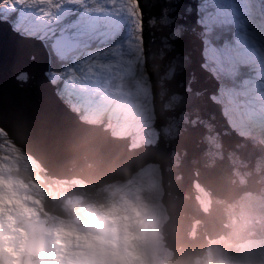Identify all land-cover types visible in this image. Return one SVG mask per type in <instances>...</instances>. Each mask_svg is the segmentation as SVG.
<instances>
[{
	"label": "water",
	"instance_id": "obj_1",
	"mask_svg": "<svg viewBox=\"0 0 264 264\" xmlns=\"http://www.w3.org/2000/svg\"><path fill=\"white\" fill-rule=\"evenodd\" d=\"M257 3L264 20V0ZM198 4L141 0L143 71L158 136L155 144L133 149L130 139L114 138L67 105L47 76L50 48L0 18V130L44 178L76 180L96 192L156 166L168 217L159 230L172 253L167 264H202L209 242L221 237L233 246L264 238V150L236 139L221 118L212 98L216 82L200 67ZM194 183L209 192L207 213L195 199ZM46 229L24 227L27 252L38 254Z\"/></svg>",
	"mask_w": 264,
	"mask_h": 264
},
{
	"label": "rangeland",
	"instance_id": "obj_2",
	"mask_svg": "<svg viewBox=\"0 0 264 264\" xmlns=\"http://www.w3.org/2000/svg\"><path fill=\"white\" fill-rule=\"evenodd\" d=\"M243 2L246 8L239 10L241 20L246 27L251 25L252 29V32L247 30L249 35L246 42L249 45L253 44V50L259 48L260 52L264 53V51L262 52L264 46L256 40L260 39L264 42V20L260 14L259 5L256 0H243ZM44 7L52 12L50 17L41 18L36 8H30L27 5L21 4H16L14 9L7 6L6 8L9 10L4 11L3 14L7 16L11 12H13V14L17 13V20L19 17H22L23 25L28 28L44 26L48 29H56L59 31L61 27L80 23L76 16H66L65 14L66 10L76 9L80 12L77 16L81 14L82 16L79 15V17H86V19L80 23L84 28L86 27L85 29L95 28L100 30H111L114 29L115 26H122L121 33L123 37L120 38V40L122 41L123 38L128 35L130 25L127 21L129 18L126 14H121L119 16L111 14L113 9L109 6L108 0H96L95 3L93 0H87L86 3L81 5L69 4L67 0H52L51 3L45 4ZM99 9H106V11H100ZM19 10L23 12L18 13ZM101 15L106 18L109 16L106 26L104 27H99ZM17 20L15 22H17ZM20 34L22 36L25 35L22 32H20ZM33 37L43 44H46L42 39L36 38L35 36ZM123 51V56L113 57L116 66L105 76H100L98 74L90 75L86 71V64H81L77 67L72 65L71 61L61 66L58 75H53L50 70L47 72V76L53 83L61 79L60 81H63L68 86H81V88L87 91H92L97 87L101 88L100 91L110 90V86L108 84L105 85L107 83L106 81H109L112 83L111 91L105 92H107L111 98L119 99L121 104L119 109L121 108L126 111L127 115L129 114V118V109L132 111V118H130V121L123 122L124 127L118 131L124 130L123 133H125V130L128 129L129 132H134L130 137L131 148L133 146L140 147L143 143L155 144L158 134L153 129L155 117L151 105L150 87L143 71L142 50L139 47L130 48L127 46V43H125ZM82 78L86 80L83 81ZM92 81L95 82L94 85L89 84V82ZM246 81L248 80L245 79V82ZM114 85L117 86L116 90L114 89ZM219 95H221V97L223 96L222 98H225L229 105L232 103L235 104L234 107L230 105L229 109H234L242 113V103H240L242 100L239 97V95H242V92L240 90L229 88ZM229 95L232 96V101L228 98ZM212 98L220 104L218 95H212ZM68 102H71L70 104L73 103L74 105L72 104L73 106H70L78 112L80 109L78 104L74 103V100ZM221 112L226 113V110H221ZM77 114L80 115L79 113ZM80 116L84 120L82 115ZM137 116H139L141 120L138 119ZM131 119H135L138 125L133 123ZM242 135L245 138H252V136L247 133ZM4 138L6 141H4ZM21 170L28 174H36L32 171L36 170V172H40L39 170H41V168L31 157L25 155L20 149L15 147L12 142L8 140L5 133L0 130V264H42V257H48V253H50L51 261L56 260L57 262H67V264H70L68 263L69 260L65 258L66 250L61 247L60 237L57 233L73 219L89 216L103 206H97V204L83 205L85 202L84 199L71 196L70 193L71 191L74 192L73 190L79 192L84 190V185L76 180L70 182L51 180L56 184L55 187L57 188H51L48 190V193H46L41 187L25 182L23 179L17 177V172ZM27 170H30V172ZM143 170L144 175L147 173L148 176L146 180L138 177ZM143 170L135 173L133 178L128 182L118 181L113 185L103 188V190H101L104 193L103 199L105 200L108 192L117 190L121 192L123 196L120 203L125 207L131 205L138 209L144 215V217H140V219H143L147 224L148 234L155 232V235L161 239L159 230L168 217H166L165 210L160 202L162 195L160 171L156 166H149ZM37 181L42 182L39 178H37ZM46 194L58 203L62 204V202H64L63 205H65V207L63 212L68 214L67 216L70 215L67 219L45 215L44 205H46V203L44 204L42 202ZM197 194L198 195H195L197 203L201 205L204 212H207L211 202L208 193L201 188L197 190ZM105 206L107 209L108 205L106 203ZM44 223H48L49 228H47L43 234V241L38 252L40 255H31L25 250V242L27 239L23 229L31 224ZM222 239L223 238L211 240L210 246L207 248V258H211L210 250L216 243H222ZM262 239L260 240L261 242H259V240L247 241H253L254 243L252 246L249 245V247L245 248H242V243L238 253L234 257L221 255L220 250H216V252L217 255L220 256L222 264L231 263L233 260H246V262H248L247 259H242L244 255L249 257V264H264V254L255 252L257 250L255 246L256 243L260 246L261 243L264 242ZM53 246L56 248H52ZM252 248L255 251H253ZM50 249H54L55 253L51 254ZM3 254L7 257L5 258ZM163 255L166 261L172 258V253L166 249L163 250ZM161 264H167V262L161 261Z\"/></svg>",
	"mask_w": 264,
	"mask_h": 264
},
{
	"label": "snow or ice",
	"instance_id": "obj_3",
	"mask_svg": "<svg viewBox=\"0 0 264 264\" xmlns=\"http://www.w3.org/2000/svg\"><path fill=\"white\" fill-rule=\"evenodd\" d=\"M52 0H5L9 8L16 4L36 8L41 18L50 17L52 12L44 7ZM69 4L81 5L87 0H67ZM95 3L96 0H93ZM239 0H200L197 5V20L200 38V67L216 81L214 95L228 88L239 86L240 69L243 62L245 43L248 38L246 25L242 22L238 10ZM113 15L126 14L128 24L127 37L120 40L122 26L111 30L95 28L84 29L77 24H69L56 29L44 26L28 28L19 17L16 30L25 35L42 39L52 54L60 61H71L79 67L86 64L90 75L105 76L116 66L113 57L124 55V46L143 49L144 14L141 0H108ZM8 11V8L0 9ZM106 11V9H99ZM70 13H66V16ZM5 18V17H0ZM82 19V18H81ZM58 75V73H53Z\"/></svg>",
	"mask_w": 264,
	"mask_h": 264
},
{
	"label": "clouds",
	"instance_id": "obj_4",
	"mask_svg": "<svg viewBox=\"0 0 264 264\" xmlns=\"http://www.w3.org/2000/svg\"><path fill=\"white\" fill-rule=\"evenodd\" d=\"M102 123L100 120L97 125ZM122 196L118 190L108 192L107 210L77 217L61 229V247L70 264H146L148 226L135 207L120 203Z\"/></svg>",
	"mask_w": 264,
	"mask_h": 264
},
{
	"label": "trees",
	"instance_id": "obj_5",
	"mask_svg": "<svg viewBox=\"0 0 264 264\" xmlns=\"http://www.w3.org/2000/svg\"><path fill=\"white\" fill-rule=\"evenodd\" d=\"M14 1L15 0H13V2ZM7 6L8 5L5 3V0H0V9H4ZM3 12L4 11L0 10V15L2 17H5V19H7L10 23H12L14 26H16L15 21L17 20V15L9 14L7 16H4ZM27 20H28V17H27ZM47 48H48V46H47ZM50 57H51V67H50L51 72L52 73H59L61 66H63V65L58 63L56 61V59L54 57H52V54L50 55ZM4 141H6L5 138H4ZM27 171L30 172V170H27ZM32 172H35L36 174H33V173L28 174L27 172H24L22 170L18 171L17 177H19L20 179H23L25 182H28V183H31L33 185H37V186L41 187L44 190V192H46V193H48V190L51 188H54V189L57 188V187H55L56 184L54 182L44 178L42 172H38V171L36 172V170H34ZM37 178L41 179L42 182L37 181ZM73 191L74 192L71 191L70 195L84 199L85 202L83 203V205L97 204V206H103V207L99 208V209H102L101 211H104V209H106L105 200L103 199L104 193L102 191L96 192L93 190V188H90V187H84V190H82V192H79L77 190H73ZM42 203H44V204L46 203V205H44L45 215L47 214V215H51L55 218H63V219H67L70 216V215L67 216L68 214L63 212L64 207H65V205H63L64 202H62V204L58 203L52 197H50L47 194L43 198ZM44 224H46L49 227L48 223H44ZM155 234H156L155 232L148 234V242H147L146 249H145L146 254H147L146 264H161V261H166V259L164 258V255H163V247L161 245V240ZM216 250H220L221 255H223L224 253L226 254V252H230V253L234 252L231 250L229 251L228 247H226L225 243H222V244L216 243L212 248V251H213L212 256H213L214 262H215ZM217 259H219V258L216 257V260Z\"/></svg>",
	"mask_w": 264,
	"mask_h": 264
},
{
	"label": "bare ground",
	"instance_id": "obj_6",
	"mask_svg": "<svg viewBox=\"0 0 264 264\" xmlns=\"http://www.w3.org/2000/svg\"><path fill=\"white\" fill-rule=\"evenodd\" d=\"M245 9L246 8V6H245V4H244V2H243V0H239V3H238V10H240V9ZM23 11L22 10H19V12L18 13H22ZM66 13H70V15L69 16H76L78 19H79V22L81 23L82 21H84L85 19H86V17L85 18H82L81 19V17H79V15L80 16H82L81 14H79L78 16H77V14L78 13H80L78 10H76V9H73V10H66L65 11V14ZM14 14H17V13H14ZM100 16V15H99ZM102 16V15H101ZM109 17V16H108ZM107 17V18H108ZM253 17V16H252ZM107 18L106 17H104V16H102L101 18H100V23H99V27H101V26H103V25H106V23H107ZM251 18V17H250ZM80 23L79 24H77V25H79V27L80 28H84L83 27V25H80ZM98 24V23H97ZM104 27V26H103ZM86 28V27H85ZM84 28V29H85ZM247 28V30L249 31V32H252V29H251V25H249V26H247L246 27ZM258 42H260V44H262L263 46H264V42H262L260 39H256ZM249 48V47H253V44L252 45H249V44H247V42L245 43V48ZM255 48V47H254ZM255 53H257L258 55H259V59H260V61H262V62H264V53H258L257 51H255ZM254 54H251L250 56L248 55V54H246V52H244V58H245V61L246 62H250V63H252L255 67V69H247V72H249V74H247L246 73V71H244V70H242V68L240 69V72L242 73L241 75H240V77H239V81H240V83H239V90L242 92V95H239V97H240V99L242 100L240 103H245V104H247V105H249V102H250V100L252 99V97L255 95V93H257V90L256 89H254V87L255 86H258L257 87V89L258 88H262V87H264V85H263V83H264V64H260L259 65V67H258V65H257V63H256V61H255V59L252 57ZM50 68V67H49ZM245 79L246 80H248V81H246L245 82ZM61 80V79H60ZM255 86H254V85ZM254 86V87H253ZM264 91V90H263ZM218 98H219V101H220V104H219V106H220V109L221 110H225L226 109V107H228L227 106V103H225L224 101V98H222L221 97V95H219L218 94ZM237 99V98H236ZM65 103L67 104V105H71V106H73L72 104H70L69 102H67V101H65ZM70 106V107H71ZM242 108H246V105H242ZM73 109V108H72ZM74 110V109H73ZM76 113H79V112H77L76 110H74ZM129 115V114H128ZM130 118H132V113H131V116H130ZM137 118L138 119H140L139 118V116H137ZM141 120V119H140ZM125 122H127V121H125ZM129 122V121H128ZM102 126H104L107 130H109V124H108V122L107 121H103V123H102ZM121 126H123V123L121 124ZM114 132H115V134H114V137L115 138H123V139H130V137H131V135L133 134L132 132H129L128 131V129L126 130V132L125 133H123V131H118V132H116V130H114ZM130 141V140H129ZM262 145H264V143H262ZM131 148V147H130ZM133 148H137V147H132L131 149H133ZM142 171V170H141ZM140 179H147L148 178V176H147V173L144 175V170L141 172V174L138 176ZM138 178V179H139ZM199 189H201L200 187H201V185L200 186H197ZM197 187H196V184L194 183V190H198L197 189ZM206 193H208V195H209V192L208 191H205ZM211 204H209V206H210ZM53 231V230H52ZM56 232H57V230H56ZM58 234V233H57ZM50 235V234H49ZM54 236V235H53ZM56 236V235H55ZM264 241V240H263ZM48 242V241H47ZM256 242V241H255ZM259 242H261V241H259ZM254 242L252 241V242H245V243H243L242 244V248H245V247H249V245H251L252 246V244H253ZM49 245V244H48ZM256 247H257V250L255 251L253 248V251H255L256 253H262V254H264V242H262L261 243V245L259 246L258 245V243H256V245H255ZM53 247H55V246H53ZM51 250V249H50ZM47 251V250H46ZM56 251H58V250H56ZM51 252V251H50ZM47 253V252H46ZM49 254V253H48ZM52 254V253H51ZM243 255V254H242ZM263 256V255H262ZM238 257V256H237ZM242 257V256H241ZM249 257L247 256V255H244V257H242V259H247L248 260V262L250 263V259H248ZM260 260V259H259ZM262 260H263V257H262ZM261 260V261H262ZM169 261V260H168ZM246 261V260H245ZM43 263V262H42ZM68 263H70V261H68ZM261 263H263V262H261ZM65 264V263H64Z\"/></svg>",
	"mask_w": 264,
	"mask_h": 264
}]
</instances>
